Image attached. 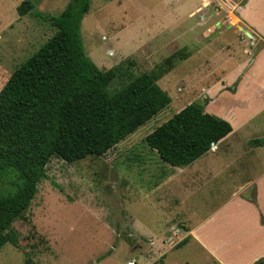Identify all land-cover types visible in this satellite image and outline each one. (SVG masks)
Wrapping results in <instances>:
<instances>
[{
  "label": "rangeland",
  "instance_id": "374dc122",
  "mask_svg": "<svg viewBox=\"0 0 264 264\" xmlns=\"http://www.w3.org/2000/svg\"><path fill=\"white\" fill-rule=\"evenodd\" d=\"M21 1L0 0V88L11 72L54 33L55 28L44 16L59 14L70 0H30L34 5L32 14L23 15L16 10ZM197 2L90 1V8L80 23L85 53L99 68L107 69L120 63L126 71L124 75H118V71L110 90L120 88L141 72L150 71L174 52H181L184 57H176L172 68L158 80L171 101L101 156L88 155L71 163L52 156L46 165V175L38 183L37 192L24 217L12 224L19 235V242L16 246L6 243L0 247V264H126L128 260L136 264L140 253H151L149 250L134 252L133 249L138 248L143 240L148 242V238L140 235L139 231L159 230L165 211H168L165 209L171 204L167 203L169 197L180 194L195 215L204 217L231 193L233 184L237 182L230 181L228 187H223L217 180H206L187 188H180L178 183H168L148 194L164 173L166 175L175 170L147 145L145 136L187 104V100L179 103L176 97L188 84L190 61L186 58L195 48L204 45L193 39L183 42L180 38L187 36L182 29L189 26V20H195L194 16H187L186 9L193 8ZM172 10H180L177 21L171 16ZM163 25L165 31L161 37L157 34ZM215 34L213 31L211 35ZM248 46L258 49L261 42L254 44L250 41ZM206 53L212 56L214 64L221 62L228 65L236 61L228 58L220 60L219 55L213 56L214 52ZM182 68H186L187 73ZM214 72H217L216 67ZM199 85L195 81L194 87ZM248 132L251 138L256 136L251 125ZM239 137L234 149L254 145L251 141L246 144V139ZM225 144L221 146L225 148ZM210 159L208 157L201 162L208 161L210 166L212 162L216 163ZM220 164L219 159L218 167ZM211 169L216 170L214 166ZM0 185L8 188L5 181H0ZM162 194L166 197V208L157 199ZM136 242L138 245H135ZM196 250L197 245L194 244L177 245L164 261L157 259L152 264H217L211 260L200 262Z\"/></svg>",
  "mask_w": 264,
  "mask_h": 264
},
{
  "label": "trees",
  "instance_id": "16d2710c",
  "mask_svg": "<svg viewBox=\"0 0 264 264\" xmlns=\"http://www.w3.org/2000/svg\"><path fill=\"white\" fill-rule=\"evenodd\" d=\"M90 1L70 0L59 14L44 16L54 33L0 88V181L8 185H0V247L18 244L12 224L24 217L52 156L68 163L101 156L171 101L157 80L181 52L110 90L118 71H126L120 63L99 68L85 53L80 23ZM33 7L22 0L16 10L23 15ZM207 100L186 104L146 134L162 161L187 165L231 131L228 121L204 110ZM251 144L264 145V138Z\"/></svg>",
  "mask_w": 264,
  "mask_h": 264
},
{
  "label": "crops",
  "instance_id": "0c3cea01",
  "mask_svg": "<svg viewBox=\"0 0 264 264\" xmlns=\"http://www.w3.org/2000/svg\"><path fill=\"white\" fill-rule=\"evenodd\" d=\"M186 10L187 16H194L195 20H189V26L182 29L187 36L180 40L193 39L204 46L195 48L186 58L190 61V71L182 70L187 73L188 84L184 89L179 87L183 92L177 93L176 97L179 103L187 100V104L207 97L204 110L228 121L232 129L193 162L174 166V171L164 173L148 194L168 183H178L180 188L196 186L206 180H217L223 187H228L230 181L237 183L233 184L231 193L204 217L195 215L180 194L167 199V203H171L168 209L166 197L163 194L157 197L168 211H165L157 232L150 229L139 231L148 242L143 240L141 245L136 242L139 247L133 249L134 252L149 250L151 253H140L136 264H152L157 259L164 261L175 246L190 244L197 245L200 262L255 264L264 259V145L239 149H234V145L239 136L246 139V144L250 139L264 137L261 134L264 131V0H198L193 8ZM171 12L177 21L180 10ZM180 25L178 23V27ZM238 25L245 27L252 38L241 32ZM164 31L163 25L157 35L162 37ZM213 31L214 36L211 35ZM250 41L254 44L261 42V46L258 49L249 47ZM207 51L214 52L213 56L219 55L220 60L236 61L228 65L214 64ZM215 67L217 72H214ZM195 81L200 84L197 88L194 87ZM250 125L255 130L253 138L248 132ZM223 143H226L225 148L221 146ZM208 157L216 161L211 163L216 170L211 169L208 161L201 162ZM219 159L221 164L218 167ZM242 172L245 174L241 175Z\"/></svg>",
  "mask_w": 264,
  "mask_h": 264
},
{
  "label": "water",
  "instance_id": "95a60500",
  "mask_svg": "<svg viewBox=\"0 0 264 264\" xmlns=\"http://www.w3.org/2000/svg\"><path fill=\"white\" fill-rule=\"evenodd\" d=\"M238 27L241 30V32H243L244 34H246L249 38H252V34L245 27L240 26V25H238ZM255 264H264V259L263 260H259Z\"/></svg>",
  "mask_w": 264,
  "mask_h": 264
},
{
  "label": "built area",
  "instance_id": "2783aa9c",
  "mask_svg": "<svg viewBox=\"0 0 264 264\" xmlns=\"http://www.w3.org/2000/svg\"><path fill=\"white\" fill-rule=\"evenodd\" d=\"M126 264H134V262L132 260H128Z\"/></svg>",
  "mask_w": 264,
  "mask_h": 264
}]
</instances>
